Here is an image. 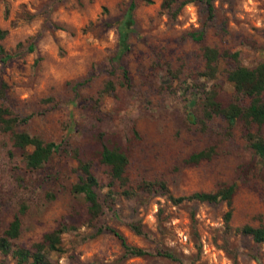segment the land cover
Returning a JSON list of instances; mask_svg holds the SVG:
<instances>
[{"label":"rangeland","instance_id":"374dc122","mask_svg":"<svg viewBox=\"0 0 264 264\" xmlns=\"http://www.w3.org/2000/svg\"><path fill=\"white\" fill-rule=\"evenodd\" d=\"M0 0V106L26 131L58 149L39 168H28L11 133L0 131V233L19 213V235L11 246L30 247L60 225L59 251L45 250V264H264V244L234 229L264 224V163L243 138L239 123L220 116L201 124L204 89L213 88L222 105L237 95L226 73L236 64L264 61V0ZM131 5L125 48L119 27ZM201 33L200 36H196ZM220 55L213 79L201 75V47ZM125 71V75L123 74ZM106 81L113 85L105 90ZM264 138V124L261 126ZM117 142L127 155L125 175L133 195L125 197L98 161L102 144ZM29 147L25 151H29ZM210 151L197 161L192 153ZM90 162L102 204L94 219L87 203L71 191ZM173 196L211 192L234 185L231 217L225 202L171 203ZM143 182H154L149 188ZM136 222L143 234L133 233ZM116 228L128 244L150 252L131 256L102 225ZM167 250L171 260L156 254ZM0 264H14L0 253Z\"/></svg>","mask_w":264,"mask_h":264},{"label":"trees","instance_id":"16d2710c","mask_svg":"<svg viewBox=\"0 0 264 264\" xmlns=\"http://www.w3.org/2000/svg\"><path fill=\"white\" fill-rule=\"evenodd\" d=\"M174 0H163L161 6L167 8ZM187 0H182L181 4ZM208 10L211 11L212 6L209 0H206ZM131 5L128 7L124 21L119 27L120 46L125 48L124 42L127 34L128 25L131 24L130 18ZM7 33L6 29L0 28V39ZM197 33L196 36H200ZM0 54L4 60L10 58V54L4 50L0 44ZM235 52L229 53L219 51L213 47L204 45L201 47V55L203 58V70L201 75L210 80L213 79L217 72V60L220 55L236 57ZM125 75V71H123ZM226 80L231 83L234 92L243 97L248 98L245 105L237 101H231L226 105H222L216 98V91L213 88L204 89L201 98V124L205 120L211 119L213 116L220 115L229 127L239 123L243 130V138L247 146L255 154V156L264 163V138L261 134V126L264 124V61H259L253 66L248 67L236 64L226 73ZM105 90H111L113 85L110 81H106ZM6 84L0 80V98L4 95ZM25 118H17L9 108L0 106V131L10 132L12 145L23 152V160L28 168H39L49 157L58 149V144L53 141H45L37 135L29 134L26 131H13L14 125L18 121H24ZM29 151H25L26 148ZM210 156V151L200 150L189 156L190 160L197 161ZM98 161L109 168L110 184L106 191V197L112 200L111 186L112 182H116L120 188V193L125 197H130L134 193L127 184L125 175V167L128 159L122 147L117 142H109L102 144L98 151ZM77 168L80 172L78 180L71 186V191L83 197L87 203V214L90 219L96 218L102 211V204L98 199L96 187L98 182L94 174L90 170V162L77 159ZM154 182H143V186L149 188ZM158 188L162 194L173 204L180 203L184 200H196L206 203L225 202L227 210L224 212L223 220L226 226L231 217V201L234 193V185L229 184L217 188L211 192L195 191L187 195L173 196L167 190L162 181H158ZM24 206H20L18 213L13 214L7 222L5 228L0 233V253L2 255L10 254L14 259V264H45L44 251H59L60 234L65 228L60 225L50 231L44 232L39 241L30 245V247H14L12 248L11 240L19 235L20 219L19 213H22ZM129 229L135 234H143L140 225L136 222L128 223ZM235 231L247 235L255 243L264 244V224L259 223L256 226L243 224L234 229ZM107 231L116 237L122 247L124 253L131 256L149 255L150 252L137 246L127 243L124 236L114 227L110 225H102L97 228L98 233ZM156 254L167 257L171 260H178V257L167 250H158Z\"/></svg>","mask_w":264,"mask_h":264}]
</instances>
